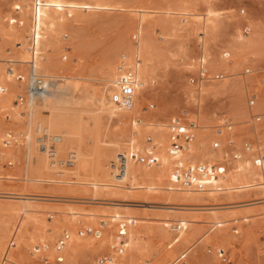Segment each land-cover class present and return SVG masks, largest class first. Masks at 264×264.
Returning <instances> with one entry per match:
<instances>
[{
	"label": "rangeland",
	"instance_id": "obj_1",
	"mask_svg": "<svg viewBox=\"0 0 264 264\" xmlns=\"http://www.w3.org/2000/svg\"><path fill=\"white\" fill-rule=\"evenodd\" d=\"M66 1L93 7L49 9L62 22L53 29L41 26L39 72L60 74L85 94L95 92L105 78L120 76L126 61L122 56L135 58L133 48L141 41L149 87L134 116L141 121L140 140L148 143L151 135L154 142L155 129L143 128L144 121L160 123L176 135L169 126L173 117L195 120L190 151L172 155V142L167 143L173 169L192 161L209 175L223 177L217 184L207 181L211 192L185 187L172 174L146 181L135 176L122 193H114L94 191L64 161L51 165L52 170L60 168L57 175L37 172L36 156L49 155L39 148L37 137L31 148L23 144L29 119L28 64L15 60L22 51L30 59L26 37L33 0H0V259L14 240L8 259L12 255L15 261L8 264H28L40 252L47 255L44 264H96L108 257L125 264H264V127L252 118L253 112H264V0ZM253 94L256 104L250 106ZM225 116L233 119L231 130L223 126ZM104 123L107 145L131 128L123 117L105 116ZM230 133L241 158L231 157ZM245 141L251 142L250 149ZM66 148L76 149L72 141ZM133 163L149 170L159 167ZM250 167L256 169L253 176L246 173ZM74 210L82 218L75 224L77 234L93 227L92 233H79L75 249L69 245L71 230L54 226L65 216L74 217ZM87 211L100 215L90 217ZM179 222L184 227L178 232L174 226ZM65 230L70 237L57 249ZM122 242L124 251L119 252Z\"/></svg>",
	"mask_w": 264,
	"mask_h": 264
},
{
	"label": "bare ground",
	"instance_id": "obj_2",
	"mask_svg": "<svg viewBox=\"0 0 264 264\" xmlns=\"http://www.w3.org/2000/svg\"><path fill=\"white\" fill-rule=\"evenodd\" d=\"M45 2V5L40 11L39 29H41L42 24L45 27L53 29L62 22V20L49 13V9L52 6L61 10L66 6L93 7L88 3H77L66 0H46ZM96 6L99 7L101 5ZM41 36L42 34L40 32V38ZM39 45L36 49V54H38L36 58L37 69L40 55ZM133 50L136 52L135 58L132 60L127 58L125 61V64H127L125 73H133V77L136 80L134 102L131 107H121L112 100V95L118 88L117 81L119 77H107L105 78L106 84L103 87L95 92L88 90L85 94L77 84L62 81L60 79V74H42L46 78L49 77L47 81L48 79H50V81L46 87V91L41 96V100H43L42 105L38 104L36 97L31 98L28 102L27 116L29 119L23 144L26 148H31L37 137L35 136V132L40 133L43 131L60 134L62 136V141L57 145L55 155H50L47 152L49 157L47 154L36 156L37 165L35 169L37 172L43 175H57L60 168L56 167L52 170L51 165L56 166L61 163L63 164L65 159L62 156L68 152L69 156L74 159L75 164L69 166L67 169H69L74 176L82 177L85 180L84 182H87L94 191H98L99 188H102L104 191L111 190L114 193H122L123 190L127 188L125 184L128 180L135 176H141L145 181L154 178L161 180L167 174L175 176V170L173 169V164L170 162L169 151H167L166 146L167 143L175 140L176 135L165 131L163 127H160L163 126L162 124L153 120L143 122V124L147 126L143 128L150 130L155 129L153 143H144L137 135V133L142 130L140 126L141 121L134 118L135 111L143 105L147 97L149 80L147 62L144 59L142 51V42L140 41ZM31 56L32 54L30 53V58ZM15 60L20 62L28 61V54L22 51ZM140 88L141 92H137L136 90ZM109 95L111 96L109 97ZM105 116L112 118L123 117L125 120H129L131 125V128L126 131L124 136L112 140L110 145H107L106 141L103 139L106 131V125L104 123ZM71 141L76 149L69 150L66 148ZM191 142L181 153L190 151ZM125 145L126 147H130L128 149L130 151L141 150L144 153L150 151L154 152L158 157V163H156V165L159 167L149 170L144 166H135L133 161H130L126 173L124 175H117L114 165L117 162L118 154L124 151L121 147ZM113 146L117 149L114 150ZM84 147L88 148V150L85 151ZM187 164L195 165L192 161H188L185 166H187ZM261 169V175L264 177V162L261 165ZM246 173L253 176L257 172L255 168L250 167ZM222 177L223 175L212 174L208 176V181L217 184V182L221 181ZM246 184L255 188L260 186L257 182H248ZM205 185L201 188L202 190L214 191L213 187ZM196 188L195 186L192 187V189ZM262 188L264 190V183ZM215 189H222V187H217ZM29 209L33 210V206H30ZM71 213L74 217L65 216L61 220L55 222L54 226L56 230H60L64 227H68V229L71 230L73 236L70 237L69 245L75 249L81 239V236H79L80 231L77 234L75 230V224L76 222H81L82 218L77 217V215L81 213L80 211L74 210ZM84 214L90 217L93 215H100L98 211H87ZM194 218L196 219V217ZM104 223L106 224L107 221H104ZM35 251H38L37 246L35 247ZM50 256L54 257L55 255L51 253ZM9 260L11 262L15 261L12 255Z\"/></svg>",
	"mask_w": 264,
	"mask_h": 264
},
{
	"label": "built area",
	"instance_id": "obj_3",
	"mask_svg": "<svg viewBox=\"0 0 264 264\" xmlns=\"http://www.w3.org/2000/svg\"><path fill=\"white\" fill-rule=\"evenodd\" d=\"M45 0H33L32 6H31V18H30V27L29 32L27 34V45L26 48L30 51L32 54L31 58L27 61L28 64V83H27V89H26V97L27 101L29 102L31 98H41L43 93L46 91V87L48 85L47 78L42 75L37 67V56L36 49L39 45L40 41V31L42 29H39V17H40V11L41 8L45 5ZM40 38V39H39ZM21 45V43H19ZM126 55H123L121 60L125 61ZM12 61H8V64L10 65ZM127 64H122L120 66L121 74L118 78L117 90L112 95V100L118 104L121 107H131L134 102V96H135V86H136V80L134 77H132L131 74L125 73V69ZM14 68L10 65L8 67V71L12 72ZM206 72V68L204 66V57L201 58V73L204 75ZM256 98L257 95L253 94L249 98V105L254 106L256 104ZM253 120L260 126L264 127V112L256 111L253 112L252 115ZM170 128L174 133H176V138L172 143L170 144V153L172 155H177L181 152H183L187 146L190 144L193 132L192 130L197 127V122L195 120H189L188 122H184V119L181 116H175L171 119V122L169 124ZM223 126L227 128L228 130H231L233 128V119L230 116L224 117V123ZM221 128H219L220 130ZM221 131V130H220ZM233 133H230V140L229 144L231 146V157L234 159L241 158L242 152L237 149L236 147V141L234 138H232ZM37 144L39 148L42 151L48 152L50 155H55L56 147L57 145L62 141V136L57 133H49L47 131L40 132L37 135ZM146 141L148 143H153V137L151 135H148L146 137ZM8 143V141H7ZM153 145V144H152ZM219 143L215 141V146L217 147ZM246 149L251 148V142L245 141L244 143ZM130 161H134L136 163L145 164L148 166L154 165L158 163V157L154 152H142L140 150H128L125 149L124 151L120 152L117 157V162L114 165V168L116 169L117 175H124L127 170L128 163ZM74 159L71 156H68L66 160H64V163L67 166H72L74 164ZM264 162V156H261V164ZM207 169L199 167L197 164H187V166L184 167H177L175 169V176L179 180V182L187 187H198L202 188L205 184H207L208 176ZM184 224L182 222H179L176 226H174V229L178 232L183 229ZM84 232L92 233L93 227L88 226L85 229L80 230V234H83ZM70 237V233L68 231L64 232L61 239L56 242L57 249H63L66 246V242ZM122 245L119 247V252L124 251L123 242ZM10 247L14 246V240L11 241ZM10 247L5 251V253L2 255V258L0 259V264H8L9 263V250ZM41 248V247H40ZM42 248L46 250L48 248V245L46 243L43 244ZM41 251V250H40ZM221 257L223 261H227L228 257L225 253V251H220ZM186 254H183L178 257L177 261L179 262ZM37 260L30 261L28 264H44L45 262H48L47 255L43 253H37L36 254ZM96 264H125L122 261H115L112 257L108 258H100L97 260Z\"/></svg>",
	"mask_w": 264,
	"mask_h": 264
}]
</instances>
